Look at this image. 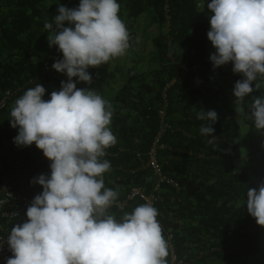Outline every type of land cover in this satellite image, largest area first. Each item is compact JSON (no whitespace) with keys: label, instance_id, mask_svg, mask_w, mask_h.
<instances>
[{"label":"trees","instance_id":"16d2710c","mask_svg":"<svg viewBox=\"0 0 264 264\" xmlns=\"http://www.w3.org/2000/svg\"><path fill=\"white\" fill-rule=\"evenodd\" d=\"M78 3L0 0V101L4 93H10L0 109V184L11 185L30 202L42 191L31 181L49 174L50 161L34 144H14L17 129L10 126V110L37 83L45 88L44 99H48L60 89L61 81H67L65 74L51 67L62 53L55 45L49 47L43 25L58 15L60 5L75 8ZM119 3L120 13L132 24L140 16H149L150 8L158 11L157 32L168 17V41L160 32L150 40L158 68L137 78L128 76L109 101L118 142L107 150L105 158L112 170L104 175L105 185L118 190L117 203L123 211L145 202L137 195L130 198L134 189L152 198L171 254L180 264H246L261 252L264 242V227L256 224L242 203L247 189L264 182V130L257 132L235 106L233 87L243 77L233 73L231 62L213 69L209 57L215 49L207 39V5L198 9L196 0ZM148 27L150 23L144 30ZM76 87L83 88L81 82ZM258 95L260 91H254L245 100L251 103ZM201 109L217 112L212 124L215 146L200 134L206 123L197 119ZM246 130L248 138L241 144ZM151 154L160 167V178L149 165ZM111 211L117 217L122 214L116 206Z\"/></svg>","mask_w":264,"mask_h":264},{"label":"clouds","instance_id":"9594fccd","mask_svg":"<svg viewBox=\"0 0 264 264\" xmlns=\"http://www.w3.org/2000/svg\"><path fill=\"white\" fill-rule=\"evenodd\" d=\"M204 4L201 0L200 6ZM207 9V39L215 49L209 57L213 69L231 62L233 73L242 75L233 87L234 103L239 115L260 132L264 130V0H210ZM120 10L119 0H79L75 8L60 5L58 15L43 25L49 47L55 45L62 53L51 67L65 74L67 81H61L48 99L37 83L10 110V126L17 129L14 144H34L50 161V172L31 181L42 191L27 207L26 221L10 228L7 245L12 256L5 264H170L171 246L152 201L123 211L117 203L118 190L105 185L104 175L112 170L107 150L118 142L112 131V104L96 88L76 87L92 83L89 68L127 55L132 37ZM254 91L260 95L247 102L245 97ZM197 119L206 122L200 134L215 146L212 124L217 112L201 109ZM245 196L243 206L264 227V182L247 189ZM4 203L0 200V208ZM114 206L121 208L119 217L111 211ZM3 241L0 237V245Z\"/></svg>","mask_w":264,"mask_h":264},{"label":"rangeland","instance_id":"374dc122","mask_svg":"<svg viewBox=\"0 0 264 264\" xmlns=\"http://www.w3.org/2000/svg\"><path fill=\"white\" fill-rule=\"evenodd\" d=\"M208 1L209 0H205L204 8ZM196 3L198 9H203V7L200 6L201 0H196ZM148 14L149 16H140L137 23L132 24L131 21L126 19L125 14L123 15L120 13L121 18L126 23L132 37V46L128 50L126 56L117 58L114 61L109 62L107 65H101L97 68H89L88 72L92 76V83L89 85L81 82L83 88H96L105 99L110 101L121 85L126 82L128 76L133 75L137 78L147 73L149 70L154 71L158 68L157 53L150 40L154 41L153 38L159 36L160 32V34L164 36L163 40L168 41L167 30L169 22L168 17L162 19L164 22L161 23L159 32H157L154 27H157L156 24L161 20L159 13L150 8ZM149 23L150 27H148L147 30H144ZM137 37L139 38L138 41L136 39ZM245 136L246 137L243 136L241 138V144L245 143L248 138L247 130ZM263 261L264 242L262 243L261 252L251 258L246 264H261Z\"/></svg>","mask_w":264,"mask_h":264},{"label":"built area","instance_id":"2783aa9c","mask_svg":"<svg viewBox=\"0 0 264 264\" xmlns=\"http://www.w3.org/2000/svg\"><path fill=\"white\" fill-rule=\"evenodd\" d=\"M32 82V81H30ZM10 97V93H4L2 100L0 101V109H2L5 105V101ZM160 117H164V111L159 112ZM163 132V129H162ZM1 152V146H0ZM149 165L154 173L156 178H160V167L154 160L153 155L151 154V160ZM173 187L177 188V186L172 182L168 181ZM139 196L142 200H151L152 198L144 196L139 189L132 190L130 198L134 196ZM0 200L5 201L2 208H0V237H4L3 244L0 245V264H5L7 258H9V248L7 245V235L11 228V223L15 222V224H21L26 221L27 217L25 216V212L27 207L30 206L31 202L24 197L20 192L15 191L13 187L9 184L1 185L0 184ZM15 213V216H13ZM6 225L4 224V222ZM3 222V223H2ZM170 264H180V261H177L176 257L171 254Z\"/></svg>","mask_w":264,"mask_h":264}]
</instances>
